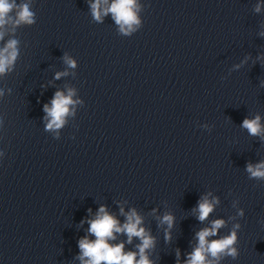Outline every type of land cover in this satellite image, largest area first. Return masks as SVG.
<instances>
[{
	"label": "clouds",
	"instance_id": "clouds-1",
	"mask_svg": "<svg viewBox=\"0 0 264 264\" xmlns=\"http://www.w3.org/2000/svg\"><path fill=\"white\" fill-rule=\"evenodd\" d=\"M89 8L93 19L96 22H103L105 16L111 14L112 19L119 26V32L125 36H130L140 26L141 21L138 18L137 0H88ZM255 12L261 11V5L257 4ZM37 17L33 11V0H0V41L4 40L5 35L11 31L15 33L21 26H32L36 23ZM260 35L264 36V32ZM19 40L9 39L3 47H0V76L10 73L14 70L15 63L19 57ZM64 63L70 67H76V61L67 53L63 56ZM237 68L239 65L236 66ZM67 71L57 72L55 79H60L67 75ZM264 86V82H262ZM11 90L9 89V92ZM74 92L69 89L67 95L62 91H56L50 101V104H44L43 119L46 121L45 130L50 132L58 131L66 123V117L70 115V106L74 104L72 96ZM4 96V90L0 89V98ZM261 116L257 114L253 118H245L241 123V128L247 130L253 137H259L264 141V124L261 123ZM3 124V118L0 117V125ZM207 127V126H205ZM2 154V153H0ZM245 171L249 179L264 181V160L253 164L247 163ZM211 197V198H210ZM220 203L219 198L212 196L211 193L201 196L197 206L192 210L197 214V219L204 222L208 219L215 207ZM235 207V202L233 204ZM91 212V209H89ZM126 219L123 224L110 214L106 206H100L95 217L88 219V234L78 241L80 254L77 259L81 264H154L149 259L148 251L155 246V239L150 232L143 226V218L132 209L124 213ZM155 212V209L153 210ZM244 209L237 211V216L243 218ZM160 225H167L165 230V239L171 240L170 230L174 226L175 217L170 213H165L158 217ZM85 221H81V224ZM226 226L224 219L211 221L209 227H204L196 233L197 245L191 253L188 254L184 264H219L220 260L231 257L236 260L239 257L238 232L241 229L239 222L233 224L229 234L215 240H209V237L217 236L218 231ZM116 234H125L127 243L131 244L133 238L139 239L140 243L136 245V251H125V242L118 244L110 243L116 240ZM94 236L95 239H89ZM179 250H177V264L179 261Z\"/></svg>",
	"mask_w": 264,
	"mask_h": 264
}]
</instances>
